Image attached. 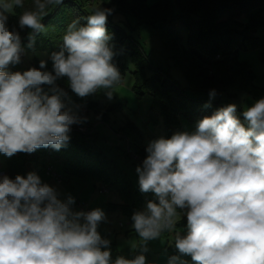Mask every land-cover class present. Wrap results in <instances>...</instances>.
Returning <instances> with one entry per match:
<instances>
[{
  "label": "clouds",
  "instance_id": "1",
  "mask_svg": "<svg viewBox=\"0 0 264 264\" xmlns=\"http://www.w3.org/2000/svg\"><path fill=\"white\" fill-rule=\"evenodd\" d=\"M61 3L34 0L35 10L19 16V28L31 30L28 48L43 29L47 5ZM14 6L23 7V0H0V153L58 151L69 142L71 126L86 118L65 103L67 93L56 82L66 78L80 98L103 91L111 100L121 80L106 28L113 10L97 8L86 24H68L59 50L50 54L52 71L41 60L39 68L8 72L25 51L19 32L7 24ZM236 111L229 104L199 120L194 131L148 143L135 171L139 190L156 199L131 217L143 242L132 259H112L110 241L98 231L103 210L73 211L75 198L61 200L34 172L0 177V264H146L147 243L174 229L177 210L187 219L186 234L173 241L180 256L193 264H264V97L243 111L246 124ZM180 256L169 264H186Z\"/></svg>",
  "mask_w": 264,
  "mask_h": 264
},
{
  "label": "trees",
  "instance_id": "2",
  "mask_svg": "<svg viewBox=\"0 0 264 264\" xmlns=\"http://www.w3.org/2000/svg\"><path fill=\"white\" fill-rule=\"evenodd\" d=\"M85 3L89 4L88 7L98 3L100 8L112 9V14H123L136 20L134 26H123L107 19L106 28L113 37L111 43L115 52L112 62L120 74L129 70L128 61L133 66L134 92L141 97H150L147 110L149 122L154 126L162 123V137L170 138L182 120L192 121L210 116L219 108L236 104L239 101L238 93L245 94L254 102L264 97V84L262 87L253 84L251 65L239 58L240 52L259 49V57L264 65V44L259 36V32L264 31V0H153L150 5L147 0H62L59 5L48 4L41 14L43 29L35 34L32 48L27 47L31 30H21L18 18L25 11L35 10L34 0H23V7L14 6L7 13V24L10 30L19 32L25 50L47 54L44 70L52 71L50 54L59 50L68 24L73 20H79L81 25L86 24L87 16L98 8L95 5L87 8ZM141 23H148L154 28L168 54L167 58L182 72L185 87L176 83L169 70L150 64L148 55L132 37ZM178 25L185 31V39L177 32ZM35 67L39 68V63H35ZM56 83L65 92L73 93L66 78ZM211 90L217 93L214 98L209 96ZM74 101L96 109L95 112L100 114L97 111L99 105L84 103L87 101L79 99L75 93ZM236 106V115L246 124L243 110ZM104 118L100 115L102 121ZM119 130L118 135L126 141L125 154L143 161L147 156L143 131L130 120ZM84 135L70 131L69 142L58 151L49 146L31 154L19 152L6 157L4 165L9 178L15 179L17 175L26 178L28 173L43 170L48 165L62 179L63 176L89 178L96 184L113 189L120 200L114 206L132 221L133 213L143 202L144 193L139 187L131 185L115 158L96 147L95 137L88 143ZM56 165L60 166V171L54 167ZM173 230L186 234V217L177 220ZM167 234L164 232L161 236ZM108 247L115 260L119 256L118 250L113 243ZM167 250L162 264H169L172 256H180L174 248L167 247ZM180 259L186 264H193L189 256H180Z\"/></svg>",
  "mask_w": 264,
  "mask_h": 264
},
{
  "label": "rangeland",
  "instance_id": "3",
  "mask_svg": "<svg viewBox=\"0 0 264 264\" xmlns=\"http://www.w3.org/2000/svg\"><path fill=\"white\" fill-rule=\"evenodd\" d=\"M152 2L153 0H147L148 5ZM88 5L85 3L87 8L93 7L94 5L100 8L98 3H92V6L90 5L89 7ZM107 19L119 22L123 26H134L137 23L133 17L119 13H111L108 15ZM176 29L178 34L185 39L186 34L183 28L178 25L176 26ZM132 37L142 48L143 52L148 55L149 62L153 67H161L163 70H169L170 75L180 87L186 86L182 72L177 67L173 66L170 59L167 58L168 54L164 50L154 28L150 24H139L137 29L134 30ZM260 37L264 44V31L261 32ZM43 53L44 54H42L41 51H35V56L39 62L41 60L45 61L48 57L45 52ZM239 58L240 60H246L249 62L254 73L253 84L255 86L262 87L264 84V65L259 57V49L240 52ZM21 61L22 62L18 65L9 66L12 72H23L29 68L35 67V64L33 65L32 63L33 59L28 50L24 51ZM128 68L129 70L127 72L121 74L120 82L114 86V94L111 100L106 97L103 91L88 96L87 98H80L76 95L79 99L87 101L84 103L90 102L99 105L97 111H99L100 114L95 112L96 109L87 108L86 105L75 102L74 93L66 92V101H64L69 107L77 112L79 116L86 118L82 123L77 124V127L82 129V131L73 132L83 135L85 134L84 136L88 143H90L89 141L91 139H96V147L102 150L104 154L109 157L115 158L119 168L124 170V173H126L128 180H131L133 184L138 185V174L135 169L138 165H141V161L136 158H132V156H125V149L127 146L126 141L116 136L115 132H119V129L125 126L127 120L135 123L136 126L143 131L144 138L146 137V134L150 135L149 132H154L156 135H163V127L161 122L155 126L149 122L147 110L150 103V97L147 95L141 97L134 92V79L131 75L133 66L129 61ZM44 89L45 91L48 90L46 88ZM237 97L239 98V101H236V104L240 106L243 111L254 103L250 97L247 98V96L243 93H238ZM100 115L105 117L103 121L100 119ZM201 119L202 118H195L192 121L182 120L181 124L178 126V132L194 131L197 122ZM72 127L74 126L72 125L71 128ZM94 137L96 138L94 139ZM152 138L153 137H150L149 141H152ZM4 156L5 155H3V153H0V167H2ZM39 177L42 183H46L57 190L61 200L66 199L68 195L74 197L75 200L77 199L74 205H72L73 211H79L77 202L86 203L91 209L99 208L103 210L106 219L99 224L98 231L102 238L108 239L110 243L114 244L118 250L119 256L132 259L139 254V245L143 242L134 230L130 232V230L133 229V222H131L128 217L120 211L115 210L114 208L106 207L107 202H112L111 200L113 198L110 194L111 192L104 195L97 194L95 190L90 191L89 193H77L76 190L69 189L70 186L67 184H56L53 179L46 174H40ZM92 195V200H90V202L87 201L89 196L91 197ZM145 196L148 199H156L153 193H144V197ZM146 203L147 202L141 206L140 210L144 209ZM177 211L178 215L176 217V221L183 217V212L179 210ZM120 223L122 224L121 226L119 225ZM177 233L179 232H171L167 237L161 236L159 239L149 241L147 243L148 251L144 253L146 256V264H162L168 253L167 247L176 249L173 241L174 236Z\"/></svg>",
  "mask_w": 264,
  "mask_h": 264
},
{
  "label": "crops",
  "instance_id": "4",
  "mask_svg": "<svg viewBox=\"0 0 264 264\" xmlns=\"http://www.w3.org/2000/svg\"><path fill=\"white\" fill-rule=\"evenodd\" d=\"M8 2H11V0H8ZM11 11V10H10ZM262 32V31H261ZM261 32H259V36H260V34H261ZM30 52V55H31V57H32V59H33V65L35 64V63H38L39 61L37 60V58H36V54H35V52H31V51H29ZM42 54H44L43 52H42ZM38 61V62H37ZM8 70L9 71H11L12 72V70H11V68H9L8 67ZM46 89H48V86L47 87H45ZM63 99L66 101V98L65 97H63ZM83 115V114H82ZM86 115V114H85ZM84 115V116H85ZM181 124V123H180ZM179 131V128L177 127V128H175V130H174V132H173V134L174 133H176V132H178ZM150 133V135H147L146 134V137L144 138V144L145 145H148V143L150 142L149 141V138L150 137H153L152 138V140H154V139H158V138H160L162 135H156V134H154V132H149ZM115 134H116V136H118L119 138H121L116 132H115ZM96 138V137H95ZM122 139V138H121ZM92 140L93 139H91L89 142L91 143L92 142ZM4 155V154H3ZM125 156H127V157H129V156H132V158H136L137 160H139L137 157H135L134 155H126L125 154ZM6 157H8V156H4V159H3V162H2V167H0V170H2V171H4L5 172V175H7L8 177H9V175H8V173L6 172V169H5V165H4V160H5V158ZM141 161V160H140ZM140 164H142V161L140 162ZM58 171H60V166L59 165H56V166H54ZM34 173H36L38 176L40 175V174H46L45 173V171H44V169L42 170V169H37V170H34ZM47 175V174H46ZM125 175H126V173H125ZM64 177V179H63V181L61 182V183H59V184H67V185H69L70 186V188L69 189H72V190H76V192L77 193H80V192H87V193H89L90 191H94L95 190V192H97V194H100V195H104V194H106V193H110L111 194V196H112V202H107L106 203V207H108V208H114L115 210H118L119 211V209L116 207V206H114V204H118L119 202H120V200H119V197H118V195H117V193L113 190V189H111V188H108L107 187V191L106 192H104V193H99L98 192V189L100 188V187H102V185H99V184H96L93 180H91V179H89V178H75V177H70V178H68V177H65V176H63ZM126 178H127V176H126ZM137 178H138V176H137ZM127 180H128V178H127ZM130 183H131V185L133 186V187H139V185H135V184H133V182L131 181V180H128ZM57 184V183H56ZM103 187H105V186H103ZM146 194V193H145ZM92 197H93V195L90 197L89 196V198L87 199V201H89L90 202V200H92ZM149 200H152L151 198H146V196L144 197V194H143V202H142V204H141V206H143V204L145 203V202H147V201H149ZM77 201V199L75 200V202ZM86 201V202H87ZM78 203V202H77ZM89 205V204H88ZM141 206L139 207V209L137 210V211H139L140 209H141ZM89 207V206H88ZM79 208V207H78ZM180 211V210H179ZM183 217H186V216H183ZM129 219V218H128ZM130 220V219H129ZM131 221V220H130ZM131 222H133V221H131ZM121 224V223H120ZM119 224V225H120ZM122 225V224H121ZM120 225V226H121ZM134 229H131L130 230V232L131 231H133ZM129 232V231H128ZM171 232H177V231H174V230H172ZM171 232H168V234H167V236L171 233ZM180 233V232H179ZM167 236H165V237H167Z\"/></svg>",
  "mask_w": 264,
  "mask_h": 264
},
{
  "label": "built area",
  "instance_id": "5",
  "mask_svg": "<svg viewBox=\"0 0 264 264\" xmlns=\"http://www.w3.org/2000/svg\"><path fill=\"white\" fill-rule=\"evenodd\" d=\"M22 57H23V54H22ZM73 126L74 127L71 128V131H82V129L77 127V124L73 125ZM44 171L48 176H50L53 179V181L55 183L59 184L63 181L61 175L52 166H50V165L45 166ZM4 175H5V172L0 170V177H2ZM106 191H107V188L103 187V186L98 189L99 193H104ZM78 207H79V211L88 212V211L93 210V209L89 208L86 203H83V202H81V203L78 202Z\"/></svg>",
  "mask_w": 264,
  "mask_h": 264
}]
</instances>
